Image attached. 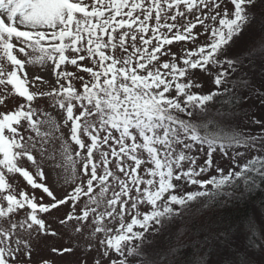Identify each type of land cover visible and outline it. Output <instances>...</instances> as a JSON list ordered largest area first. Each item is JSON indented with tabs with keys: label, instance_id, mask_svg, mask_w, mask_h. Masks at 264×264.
I'll return each mask as SVG.
<instances>
[{
	"label": "snow or ice",
	"instance_id": "6c2138e0",
	"mask_svg": "<svg viewBox=\"0 0 264 264\" xmlns=\"http://www.w3.org/2000/svg\"><path fill=\"white\" fill-rule=\"evenodd\" d=\"M10 98L0 264H264V212L182 243L264 191V0H0Z\"/></svg>",
	"mask_w": 264,
	"mask_h": 264
},
{
	"label": "trees",
	"instance_id": "16d2710c",
	"mask_svg": "<svg viewBox=\"0 0 264 264\" xmlns=\"http://www.w3.org/2000/svg\"><path fill=\"white\" fill-rule=\"evenodd\" d=\"M262 202H264V191L257 190L244 199L228 204L226 208L217 209L215 213L206 211L204 215L198 216L196 220V228L194 231L197 234L193 235L191 239L183 238L182 243L191 246L195 242L203 241L204 236L202 234L206 233L208 228L215 229L224 227L227 224H238L242 218L253 216L261 207H264V203ZM201 221L205 224L203 228L201 227ZM206 252L212 253L211 259L213 264L220 258L216 249L211 246V243L206 249Z\"/></svg>",
	"mask_w": 264,
	"mask_h": 264
},
{
	"label": "rangeland",
	"instance_id": "374dc122",
	"mask_svg": "<svg viewBox=\"0 0 264 264\" xmlns=\"http://www.w3.org/2000/svg\"><path fill=\"white\" fill-rule=\"evenodd\" d=\"M174 50H176V49L174 48ZM33 71H37V69H30V75L32 74ZM39 74L40 75H44V76H46L48 78H51L50 77V74L47 73V72L40 71ZM14 106H15V101L10 98L9 101H8V103H7V109H5L3 106H0V110H11ZM249 107L252 110L251 111V115L255 116L256 118H259L260 115H261V113H264V105H261L260 102H259V100H255L251 105H249ZM244 127L245 128L251 127L252 130L255 133H259V131H260V129H259L258 126H250L247 123L244 124ZM15 183L20 188H22V189H24L26 191H29V192L32 191L31 188L26 185V182L23 181V178L19 177L18 174H17V176L15 178ZM262 212H264V207H261L258 212H256V213L253 214V216H255L257 219H259Z\"/></svg>",
	"mask_w": 264,
	"mask_h": 264
}]
</instances>
